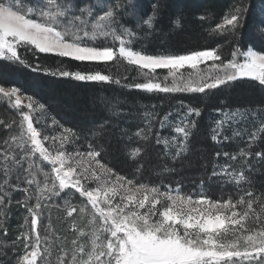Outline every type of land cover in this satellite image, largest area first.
<instances>
[{"label":"snow or ice","instance_id":"obj_1","mask_svg":"<svg viewBox=\"0 0 264 264\" xmlns=\"http://www.w3.org/2000/svg\"><path fill=\"white\" fill-rule=\"evenodd\" d=\"M249 11V0H235L219 22L208 29L210 36L225 38V43L232 45L231 58L225 60L220 45L185 54H149L132 47L156 31L162 15L159 0L151 5L150 12L144 13L135 0H0V99H6L22 117L5 124L10 132L0 144V232L4 237L9 234L10 206L15 203L25 213L19 225L21 231L11 242L23 249L16 264H264V192L252 190L246 174L254 162H264V151L253 147L264 140V105L214 110L220 118L210 128L213 142L223 144L247 136L246 147L238 152L215 153L226 160L223 164L213 162L208 182L215 179L221 188L234 185L236 191L214 200L204 191V179L198 193H184L179 184L173 188L163 182L137 179L140 167L135 168L133 178L116 174L102 162L104 145L89 142L87 151L81 152L75 146L81 139L88 140V136L72 128H63L58 137H51L52 147L45 146L43 141L49 137H42L30 115L45 105L31 94L25 96L20 87L8 86L13 70L19 66L33 74V87L37 89L43 77H52L115 83L147 93L209 95L247 79L264 95V10L253 29L255 39L244 48L240 37ZM132 19L134 27L126 23ZM182 20L177 16L171 24L179 28ZM28 52L76 62L125 61L136 66L145 82H136L135 78L132 82L120 78L113 81L101 72L33 64L23 55ZM209 61L212 63L207 72L195 71L187 77L179 72L185 66L195 70ZM157 69L168 70L162 82ZM22 97L27 104L22 105ZM178 105L175 119L173 112L160 117L145 111V127L126 136L127 140H148L158 122L161 130L170 128L175 135L161 138L157 132L156 143L164 145L165 156L178 160L187 152L196 118L202 114L201 108L183 100ZM13 125L18 131H12ZM89 131L93 137L102 138L104 124ZM57 140L59 147H55ZM66 145H73L74 151H68ZM169 149H175L174 154ZM123 151L133 165L139 162L141 147L125 145ZM163 171L174 169L165 167ZM245 184L248 187H243ZM73 189L81 198L79 206L67 191ZM17 192L22 194L20 199H14ZM53 207L65 210L72 221L71 239L65 235L61 241L54 233L50 219ZM77 212L87 221L79 227L74 217Z\"/></svg>","mask_w":264,"mask_h":264},{"label":"trees","instance_id":"obj_2","mask_svg":"<svg viewBox=\"0 0 264 264\" xmlns=\"http://www.w3.org/2000/svg\"><path fill=\"white\" fill-rule=\"evenodd\" d=\"M155 2L157 0H135L141 13L150 12L151 5ZM234 2L235 0H159L162 15L156 25V31L150 36L137 40L132 47L137 50L144 49L149 54L160 52L185 54L196 50L216 48L220 45L222 46L220 48L222 58L230 59L232 45L226 44L225 38L210 36L208 29L219 22ZM249 3L247 26L242 30L240 37V44L244 48L255 39L253 29L260 22L261 13L264 10V0H249ZM177 16L183 17L182 26L179 28L171 24V20ZM201 16L208 19L202 21L199 19ZM126 23L128 26H135L134 19ZM232 43H236L235 38H232ZM260 47L258 43L257 48ZM23 55L33 64L40 62L49 67L62 66L70 71L79 70L84 73L101 72L109 75L113 81L120 78L126 82H132L135 78L136 82H145L136 66L128 65L125 61L76 62L68 58H59L53 54L36 53L33 55L32 52H28ZM60 61H63V65H60ZM210 65L211 62L208 65L202 64L195 70L185 68L180 69L179 72L187 77L189 73L195 71L207 72ZM156 75L162 82L163 78L168 75V70L157 69ZM169 82H171V77H169ZM13 84L20 87L25 95L31 94L45 105L44 110L53 121L57 122V129L63 131V128H72L81 136L87 135L88 140L81 139L76 144L81 152L87 151L89 142L94 145L102 143L106 149L102 162L107 163L115 173L133 178L136 175L135 168L140 167L141 173L137 179L153 184L163 182V185L173 188L179 184L184 193H198L201 190L200 181L204 179V191L209 198L214 200L222 196L227 198L229 194L236 191L234 185H225L221 188L215 179L208 182L207 174L211 173L213 162L218 160L220 164H223L226 160L223 156L217 158L215 153L217 151L238 152L240 148L246 147L247 140L245 136L243 139L236 138L234 142L223 144L213 142L210 128L215 119H218V114L214 110L264 105V95L252 87V82L247 79L233 82L230 87L214 90L209 95L147 93L136 89L121 88L115 83H86L70 78L53 79L52 77H43L40 88L37 89L33 87V74L18 66L13 70L8 86ZM179 100L201 108L202 114L196 118L197 124L192 129L187 152L178 160L173 161L169 156H165L164 145L156 143L157 132H160L161 138H170L174 135L170 128L161 130L158 122L154 123L148 140H138L135 137L131 141L127 140L126 136H132L138 128L145 127L143 116L145 111L154 112L160 117L173 112L172 118L175 119V110L179 108ZM14 115L9 104L0 103V144L7 134L8 128L5 124H11L15 120ZM105 121L107 123H104ZM101 124H104L105 135L102 138L93 137L89 130H94ZM248 130L252 129L249 127ZM227 134H231V129L227 130ZM125 145L142 148L138 158L139 162L136 165H133L124 155ZM253 147L255 150L264 151V140L257 141ZM169 151L173 154L175 152L172 149ZM251 159L254 160V157ZM165 167L174 169V171L164 172ZM246 174L251 181V189L257 193L264 192V162H254L252 169L246 170ZM243 187H248V185L245 184ZM21 195L18 192L13 194L14 199H20ZM23 211L15 203L10 206V215L7 220L9 234L4 237L0 232L1 264H11L17 255L22 253V248L13 246L11 242L21 231L19 225L22 224L21 219L24 215L21 213ZM52 217L55 219L54 230L58 232V228L62 227L65 222L61 221L62 213L52 214ZM5 244L7 247H4Z\"/></svg>","mask_w":264,"mask_h":264},{"label":"rangeland","instance_id":"obj_3","mask_svg":"<svg viewBox=\"0 0 264 264\" xmlns=\"http://www.w3.org/2000/svg\"><path fill=\"white\" fill-rule=\"evenodd\" d=\"M210 62L211 61H209L208 63H210ZM208 63H207V65H208ZM202 64H204V63H202ZM202 64H200L199 66H202ZM204 65H206V64H204ZM185 68L188 69L189 67L185 66ZM185 68H183V69H185ZM0 103L1 104H9L6 99H0ZM23 104H27V100H26L25 97H22V105ZM11 108H12L14 114H15L14 115L15 116V121H19L22 117L17 113V111H16V109L14 107H11ZM24 111H29V109L24 108ZM30 115L36 121L35 127H37L38 131L41 132L42 137L43 136H48L49 137V140L43 141V143L45 144V146L52 147L53 141L51 140V137H58L62 133V131H60L59 129H57L56 123H53V120L45 112L44 108L43 109L37 108V110L35 112L30 113ZM217 117H218V119L220 118L219 115ZM12 131H18V129H16V126L15 125H13ZM9 132H10V130L8 129L5 138L8 137ZM174 135H175V133H174ZM55 147H59V140H57L55 142ZM65 147H66V149L68 151H74V146L73 145H66ZM172 150H175V149H172ZM48 170L50 171V168ZM40 179L42 181L43 180V177H40ZM92 186L95 187L96 186L95 183H93ZM67 191L69 192V196L73 197V202L79 206L80 203H81V198L79 197V193H75V190L74 189L73 190H67ZM61 203H62V201H61ZM22 211H23V209H22ZM56 213H62V220L61 221H65L64 224H63V226L58 228V232H55L54 227H53V224L55 222V219L52 217V214L53 215H56ZM21 214L24 215L25 214L24 211ZM47 217H48V214L46 213V219H45V223L46 224L48 223V218ZM74 217H75V223H76V225L78 227L86 224V222H87L86 219H83V220L81 219V215L78 212L77 213H74ZM50 219H51L52 229H53L54 233H56V234L59 235L61 241H63V238H64L65 235H67L69 237V239H71L70 227H71L72 221L69 220L66 217V211L65 210H63V209H57V208L53 207L51 209V212H50ZM21 222L23 223V219H21ZM57 223H60V222L57 221ZM22 254H23V249H22L21 255ZM11 264H16V259H14Z\"/></svg>","mask_w":264,"mask_h":264}]
</instances>
